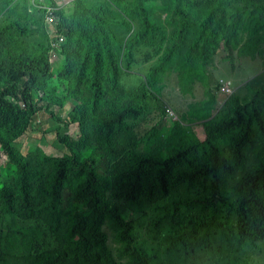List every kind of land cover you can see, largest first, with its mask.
<instances>
[{"label":"trees","instance_id":"trees-1","mask_svg":"<svg viewBox=\"0 0 264 264\" xmlns=\"http://www.w3.org/2000/svg\"><path fill=\"white\" fill-rule=\"evenodd\" d=\"M28 1L0 0V152L17 166L0 185V264H250L261 256L263 73L218 109L210 96L209 116L194 121L202 141L181 121L158 142L160 130L145 139L129 121L142 118L146 90L161 94L166 75L191 94L221 44L264 58V0H74L59 14L61 48ZM139 60L154 66V79L120 86L121 68ZM39 113L53 118L63 156L40 146L31 159L20 152Z\"/></svg>","mask_w":264,"mask_h":264},{"label":"rangeland","instance_id":"rangeland-1","mask_svg":"<svg viewBox=\"0 0 264 264\" xmlns=\"http://www.w3.org/2000/svg\"><path fill=\"white\" fill-rule=\"evenodd\" d=\"M33 1L34 0L28 1L29 12L33 9ZM4 18H6V15L2 17V19ZM60 22L57 26L45 28L50 40L52 37L59 35ZM28 28H37V26L29 24ZM63 40L66 41V39ZM50 45L53 47L55 44L50 41ZM237 52V49L225 48L223 44H221L220 49L213 56L210 65L204 69L202 80L195 84L193 90H191L192 93L189 95H187V89L185 88H181V92L176 75H166L164 84L161 88V94L160 88L146 90L147 95L143 104L145 109L144 115L137 122L129 121V123L137 126V130L145 139L146 133L150 129L155 128L160 130H153L152 132H157L155 140L158 142L157 138L160 134L167 133L175 122L168 116H165L163 119L164 122L160 124V105L155 99V96L160 94V102L164 105L165 112L167 108L174 110L178 118L176 121H181L186 128L190 126L197 138L200 141L204 140V132L200 123L194 121L200 120L203 122L209 116L213 107V100L210 96L216 94V108L218 109L227 98L221 94L222 88L227 87L232 91L233 87V90L236 92L237 89L245 86L248 80L262 73L264 75V68L261 65L264 59L262 56H257L255 59H252L242 56ZM258 58L260 59L258 60ZM52 65L54 68H59L62 63L56 62ZM153 73L154 66L148 68L143 60H139L130 68H121V72L118 76V83L120 86H126L129 89L137 88L143 82L144 76H150L154 79ZM216 86L219 87V92L216 91ZM191 91L189 90V92ZM53 99H58L60 101L62 100V96H54ZM37 117L38 119L34 129L18 140L20 152L22 154L26 153L25 157L31 159L33 148L40 146L47 154L55 157H61L66 154L67 149L56 140L55 133L49 132L55 124L51 115L39 113ZM195 126L197 127L193 128ZM162 129L165 131L162 132ZM74 134H76V132H74ZM88 156L89 153L86 152L82 157L86 158ZM0 165V185H4L7 182V174L16 170L17 166L13 163H7V158L2 152H0ZM105 228L106 227H103L102 230ZM259 253L261 256L252 258L250 264H264V242L259 245Z\"/></svg>","mask_w":264,"mask_h":264},{"label":"built area","instance_id":"built-area-1","mask_svg":"<svg viewBox=\"0 0 264 264\" xmlns=\"http://www.w3.org/2000/svg\"><path fill=\"white\" fill-rule=\"evenodd\" d=\"M72 2H74V0H54L52 4L48 5V4H44V2L41 0H34L32 2V7L37 10L44 11L46 14V19H45L46 25L47 27H52V26H57L59 24L60 21L59 14L64 8L71 5ZM55 38H57V44L59 48H61V43L64 42L63 38L60 36H56ZM60 53L61 50H59L56 45H53V51L51 53V58H50L51 64L60 61ZM221 94L226 97L231 96L233 94V88L231 91L227 87H224L221 89ZM166 113L170 119L172 120L177 119L174 111L171 108H167Z\"/></svg>","mask_w":264,"mask_h":264},{"label":"crops","instance_id":"crops-1","mask_svg":"<svg viewBox=\"0 0 264 264\" xmlns=\"http://www.w3.org/2000/svg\"><path fill=\"white\" fill-rule=\"evenodd\" d=\"M58 36H60V37H62L63 39H65V37L63 36V35H61V34H59ZM56 36H54V37H52V38H55ZM51 38V39H52ZM64 43H65V41L63 42V43H61V47H63V45H64ZM69 110H70V107H68L67 109H66V112H64L63 113V116H66L67 115V112H69ZM174 111V110H173ZM175 112V111H174ZM197 126H195V127H193V128H196ZM74 132V131H73Z\"/></svg>","mask_w":264,"mask_h":264},{"label":"clouds","instance_id":"clouds-1","mask_svg":"<svg viewBox=\"0 0 264 264\" xmlns=\"http://www.w3.org/2000/svg\"><path fill=\"white\" fill-rule=\"evenodd\" d=\"M51 62V61H50ZM60 62V61H59ZM233 88V87H232ZM234 91V90H233ZM228 97V96H227ZM68 107H70V105L69 106H67L66 108H65V110L68 108ZM69 112H70V110H69ZM68 113V112H67ZM175 113V112H174ZM175 115H176V113H175ZM166 116H167V113H166ZM177 117V116H176ZM172 120V119H171ZM176 120H178V118L176 119ZM176 120H173V121H176ZM74 132H76V134H77V130H74ZM74 132H73V135L74 136H76V134H74Z\"/></svg>","mask_w":264,"mask_h":264}]
</instances>
